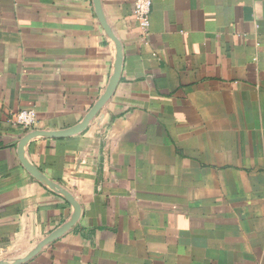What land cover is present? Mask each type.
Instances as JSON below:
<instances>
[{"label":"crops","instance_id":"1","mask_svg":"<svg viewBox=\"0 0 264 264\" xmlns=\"http://www.w3.org/2000/svg\"><path fill=\"white\" fill-rule=\"evenodd\" d=\"M102 6L114 95L82 133L26 147L82 214L22 264H264V0H152L146 40L133 0ZM114 57L93 0H0V259L73 212L23 166L13 113L76 125Z\"/></svg>","mask_w":264,"mask_h":264},{"label":"water","instance_id":"2","mask_svg":"<svg viewBox=\"0 0 264 264\" xmlns=\"http://www.w3.org/2000/svg\"><path fill=\"white\" fill-rule=\"evenodd\" d=\"M96 14L105 29L108 36L111 38L114 49V66L112 74L104 93L98 98V100L92 105L90 110L85 114L82 120L74 126L59 129V130H44V129H32L27 132L21 139L18 140V154L23 166L26 170L39 182L45 185L47 188L53 192L61 195L65 198L73 208L72 215L68 221L59 226L57 229L52 231L49 235L43 238L40 242L36 244L30 251L16 256L10 259H0V264H22L29 261L35 255H37L46 245L53 242L54 240L61 237L64 233L68 232L73 226H75L82 214V206L74 194L64 187L62 184L52 180L47 175H45L38 167H36L32 161L27 156L26 147L27 145L36 138H58V137H69L85 131L96 115L101 109L107 104V102L112 98L116 87L120 81L123 63H124V50L123 44L120 38L115 34L112 26L109 24L102 6V0H93Z\"/></svg>","mask_w":264,"mask_h":264},{"label":"built area","instance_id":"3","mask_svg":"<svg viewBox=\"0 0 264 264\" xmlns=\"http://www.w3.org/2000/svg\"><path fill=\"white\" fill-rule=\"evenodd\" d=\"M152 0H133V14L143 33L144 39L149 34ZM14 122L27 130L37 128L38 113L35 108H26L13 113Z\"/></svg>","mask_w":264,"mask_h":264}]
</instances>
